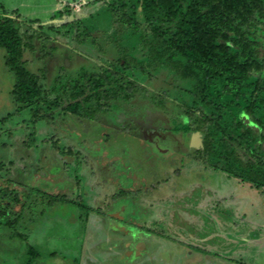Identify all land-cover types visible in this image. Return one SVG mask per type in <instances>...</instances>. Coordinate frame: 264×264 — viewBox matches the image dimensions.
Here are the masks:
<instances>
[{
	"label": "rangeland",
	"instance_id": "374dc122",
	"mask_svg": "<svg viewBox=\"0 0 264 264\" xmlns=\"http://www.w3.org/2000/svg\"><path fill=\"white\" fill-rule=\"evenodd\" d=\"M133 2L141 6L140 0H132L130 5ZM0 5L3 6L0 14L4 12L17 18L25 41L33 44V47H26L23 60L31 71L41 77L44 84L43 97L48 102L41 106L45 113L53 114L52 119L34 124L32 120L33 112L37 109L36 102L17 111L20 105L12 93L15 74L6 66L5 50L0 47V207L5 209L4 218L0 216V264H27L29 261L32 264H75V258L80 257L83 262L91 258L94 249L92 245H87L91 233L86 221V210L77 203L56 202L48 205V196L61 194L96 207L97 193L92 190L91 182L101 190L108 185L114 186L119 193L129 192L134 187L129 182L130 178L138 180L135 188L146 187L150 174L153 176L163 172L166 167L170 169L167 177L174 182L183 175L187 176L181 186L175 185L173 181L167 183V186H173L172 190L189 188L187 194L176 195L174 205L178 210L183 205L187 208L191 206L185 209L190 211L191 216L197 215L201 219V225L195 227L194 220L193 223L191 220H180L179 211L178 218H174L175 227H168L169 232L175 233L176 237L189 239L209 249L221 245L224 238L222 229L227 222L234 223L235 235L253 227L255 210L264 207V198L258 197L260 190L250 187L248 182L224 179V182H231L228 188L234 197L235 206L232 208L235 210L237 204L238 207L239 204L243 206L237 215L229 209V217L224 225L223 220H214L223 215L217 211L220 207L222 211L223 203L215 201L220 193V189L216 188L218 185L201 183L198 177H191L193 182L188 183L190 176L198 174V168L208 169L209 179L216 178L214 174L222 173L212 167L206 168L204 163L195 160V151L201 148L197 137L164 130V126L160 129L157 121L150 116V124H147L145 118L137 117L133 133H130L131 129L130 132H123L117 130L113 116L98 121L81 119L71 112L66 113L62 106L52 104L61 97H64V105L70 102L66 94L54 91L59 78L62 81L69 77L76 78L81 71L95 74L105 67L120 69L125 50L139 62L148 61L149 51L143 44V31L134 32L133 28L125 25L124 28L115 27L107 0H0ZM137 18L143 22L141 14ZM126 73L151 93L165 94L171 114L181 118L179 112L187 106L183 105V99L189 102L192 97L187 90L195 83L193 79L176 78L165 66L149 71L150 74L137 69ZM255 79L252 78L250 82ZM150 92L147 91V95ZM251 92V88L246 87L245 95H223L221 100L230 105L232 112L241 116L246 112V98H249ZM8 115L10 119L3 123L2 119ZM257 115L264 120L263 106ZM247 122L256 128L259 126L250 119ZM35 129L37 141L31 147L25 143ZM165 154H169L170 158L163 162L159 157L164 158L167 156ZM184 155L188 157L184 159ZM58 166L61 169L56 172L55 167ZM91 170L96 173V177L93 178ZM160 184H156L159 190L162 186ZM30 187L39 189L41 193L28 195ZM91 191L94 195H91ZM16 195L18 200H15ZM121 199L113 203L111 209L112 214L124 217L131 209L125 210L127 201ZM228 201L233 204L231 199ZM176 206L172 208L176 210ZM198 210L205 211V214L202 212L200 215ZM14 221L15 225L10 226L9 223ZM116 224L127 233L132 230L126 224ZM256 227L254 233H261ZM162 231L168 232L166 229ZM30 245L40 256L29 253ZM131 246L126 247V255L136 252L137 248ZM98 247L103 248L104 245ZM150 247L154 248L155 245ZM55 250L56 254H52ZM242 257L245 261L250 260L248 255ZM116 263L119 261L116 260Z\"/></svg>",
	"mask_w": 264,
	"mask_h": 264
},
{
	"label": "trees",
	"instance_id": "16d2710c",
	"mask_svg": "<svg viewBox=\"0 0 264 264\" xmlns=\"http://www.w3.org/2000/svg\"><path fill=\"white\" fill-rule=\"evenodd\" d=\"M131 1L107 0V3L115 27L125 25L134 32H144L142 40L149 51L148 61L139 62L125 50L120 65L123 71L105 67L95 74L81 71L76 78L64 81L59 78L54 91L66 94L70 102L64 105V97H57L58 102L52 104L62 106L66 113L71 112L81 119L98 121L110 114L119 130L130 133L136 127L137 117L145 118L150 124V116L160 129L164 126V130L197 137L201 148L195 151L196 161L204 163L206 168L222 171L229 178L248 182L262 195L264 120L257 111L264 107V0H140L141 8L134 2L130 5ZM138 14L143 22L138 20ZM32 45L21 34L17 18L4 12L0 14V47L5 50L6 66L15 74L12 93L20 105L17 111L36 102L32 120L35 124L52 119L53 114L45 113L41 106L48 103L43 97L41 77L23 60L26 47ZM164 66L176 78L195 81L187 90L192 96L190 101L183 99V105L187 106L179 112V119L171 114L165 94L151 93L126 73L137 69L150 74L149 71ZM254 77L255 81L250 82ZM246 87L252 92L246 98V112L238 116L221 97L245 95ZM10 117H4L2 122ZM248 119L259 126L250 125ZM36 134L35 129L25 144L32 147L37 141ZM34 193L41 191L30 187L28 195ZM120 194L128 195V192ZM15 197L18 200L17 195ZM48 197V205L77 203L86 214H103L98 208L61 194ZM4 215L5 209L0 207V216L4 218ZM147 230L168 237L161 229ZM30 246L29 253L37 254L33 245Z\"/></svg>",
	"mask_w": 264,
	"mask_h": 264
},
{
	"label": "crops",
	"instance_id": "0c3cea01",
	"mask_svg": "<svg viewBox=\"0 0 264 264\" xmlns=\"http://www.w3.org/2000/svg\"><path fill=\"white\" fill-rule=\"evenodd\" d=\"M117 130H119V128H117ZM165 155H167L164 157L165 159L159 157V159L163 162L170 158L169 154ZM184 157L186 158L188 156L184 155L183 158ZM183 161L185 162V160ZM185 163L187 164L188 162ZM60 169L61 168L59 166L58 168L55 167L56 172ZM169 170L170 169L168 167L163 168V172L161 171L163 175L161 172L154 174L153 176L150 174V178L146 184V187L135 188V184L138 180L136 178H130L131 181L129 182H131V186L134 187L129 190L128 195H121V192H117L114 186L105 185V189L101 190V188L94 185V182H91L90 186L92 190L97 193L95 195L97 198L96 207L92 206V208L100 209L103 214L101 215L99 213L97 214L93 212L87 214L86 221L91 233V236L87 240V245L89 247L90 245L93 246L94 255H92L91 258H86L84 262L80 261V257L79 259L75 258L74 263L115 264V261L118 260L119 263L116 264H264V207H261L262 210H255L256 215L255 218L253 217L252 228L250 227L247 232H239L238 235H235V231L233 230L234 223L227 222V225H225V220L227 221L229 217L227 216V212L229 213L231 210L234 215H237V213H239V209H242L243 206L239 204L238 207L237 204V208H235V210L232 208V206H235L234 197L232 191H230L228 188V185H231V182H224V179L229 180L231 178H229L223 172L221 174H214L215 176L212 174L217 179L212 178V175V179H209L210 174L208 169L198 168V174L195 173L194 176H190V178H188V183L193 182L191 177H198V180H200L199 182H204L206 184L210 182L209 184H212L213 186H216L217 184L218 187L216 188L220 189V193L215 201L223 203L222 211H220L221 207L220 209L217 208L219 214L222 212L223 215L222 217H217L216 219L211 217V219L216 220V222L223 220L222 222L225 225V227L222 229L224 238L221 245L207 249L200 247L198 243H192L189 241V239L184 240L176 237L175 233L172 231L169 232V225H172L173 228L175 227L174 218H178L179 211L181 212L180 220L184 219L186 222H190V220L192 222L194 220L196 225L193 226L195 227L201 225L199 221L200 217L197 215L191 216L190 211L186 210L190 209L191 206L187 208L186 205H183V207L178 210L177 206L174 205L176 203V195L187 194L189 188L179 187V189L174 188L172 190V185L169 184L167 186V183L170 181H173L172 183H176L178 186H181L184 184V182H186L187 178L186 175H180V179L177 177L178 181L174 182L172 178L167 177ZM91 174H93V178L96 177V173L92 170ZM158 182H161V190L156 187ZM147 187L151 188L147 190ZM119 190L121 191V189ZM248 190L251 191V189ZM91 195H94L92 191ZM122 197H124V199H121ZM258 197L263 199L264 193L261 195L260 192ZM69 199H72V197ZM119 199L127 201L125 210L127 208L131 209V212L129 210V212L124 217H119V215L116 216L112 214V204ZM228 199H231L233 204L229 203ZM175 206L176 210L172 208ZM247 209L248 208H246V210ZM202 212L204 213L205 211L198 210L200 215ZM116 223L126 224L132 230L130 229L131 231L127 233L122 228L119 229ZM257 223L259 224L256 225ZM235 226L240 227L242 225L235 224ZM256 226H260V228H257ZM255 227L259 229L258 232L261 233H254L256 230ZM147 228H151L154 231L160 228H162V230L166 229L168 230V237L160 236L155 232H150L147 230ZM124 233H127L128 235H123ZM179 241H184L185 243H180ZM239 242H242V244H239ZM100 244H103L104 247H98ZM131 244L134 245L137 250L133 255H131V253L130 255H126V247H132ZM146 244L148 247L154 244L155 247H150L148 249ZM122 246H125V248H122ZM56 251L57 250L53 251L52 254H56ZM86 252L88 253V251ZM37 254L39 255V252H37ZM244 254L249 256V261H245V259L242 257Z\"/></svg>",
	"mask_w": 264,
	"mask_h": 264
}]
</instances>
